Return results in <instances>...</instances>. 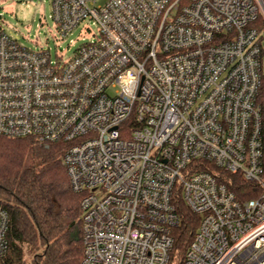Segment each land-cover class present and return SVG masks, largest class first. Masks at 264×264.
<instances>
[{"label":"built area","instance_id":"1","mask_svg":"<svg viewBox=\"0 0 264 264\" xmlns=\"http://www.w3.org/2000/svg\"><path fill=\"white\" fill-rule=\"evenodd\" d=\"M51 3L62 36L98 32L54 62L0 31V135L62 145L81 264H170L178 198L201 218L182 264H264L261 1ZM212 168L261 193L242 202ZM9 230L0 204V260Z\"/></svg>","mask_w":264,"mask_h":264},{"label":"trees","instance_id":"2","mask_svg":"<svg viewBox=\"0 0 264 264\" xmlns=\"http://www.w3.org/2000/svg\"><path fill=\"white\" fill-rule=\"evenodd\" d=\"M259 27L264 30V18ZM258 102L264 142V79ZM62 149V145L46 149L31 138L0 135V204L10 216V250L0 264H81L82 196L71 189ZM212 170L242 202L261 193L258 185L240 175ZM176 204L181 224L173 231L170 264H182L201 219L181 198Z\"/></svg>","mask_w":264,"mask_h":264},{"label":"rangeland","instance_id":"3","mask_svg":"<svg viewBox=\"0 0 264 264\" xmlns=\"http://www.w3.org/2000/svg\"><path fill=\"white\" fill-rule=\"evenodd\" d=\"M0 31L25 48L50 52L55 62L70 60L81 45L94 38L98 25L88 21L62 36L53 19L51 0H0Z\"/></svg>","mask_w":264,"mask_h":264},{"label":"water","instance_id":"4","mask_svg":"<svg viewBox=\"0 0 264 264\" xmlns=\"http://www.w3.org/2000/svg\"><path fill=\"white\" fill-rule=\"evenodd\" d=\"M260 1H261L262 5H263V8H264V2H263V0H260Z\"/></svg>","mask_w":264,"mask_h":264}]
</instances>
